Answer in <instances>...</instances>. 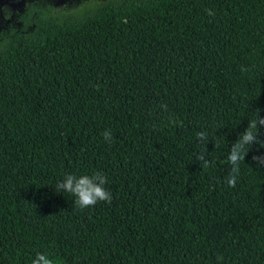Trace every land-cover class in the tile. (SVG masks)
<instances>
[{"label": "trees", "instance_id": "obj_1", "mask_svg": "<svg viewBox=\"0 0 264 264\" xmlns=\"http://www.w3.org/2000/svg\"><path fill=\"white\" fill-rule=\"evenodd\" d=\"M17 19L0 29V264H264V0ZM85 174L110 203L58 188Z\"/></svg>", "mask_w": 264, "mask_h": 264}, {"label": "clouds", "instance_id": "obj_2", "mask_svg": "<svg viewBox=\"0 0 264 264\" xmlns=\"http://www.w3.org/2000/svg\"><path fill=\"white\" fill-rule=\"evenodd\" d=\"M243 139L247 144H250L253 137L250 133H247L244 135ZM243 154L244 153L238 155L237 153H232L230 159L233 162H238L240 159H243ZM254 159L258 158L254 157ZM229 183L234 184V181H229ZM60 187L76 198V205L81 209L93 206L98 201L111 202V193L101 185L94 184L92 178L86 174L79 176L78 178L68 175L63 180V183L58 185V188ZM44 264H51V261L44 260Z\"/></svg>", "mask_w": 264, "mask_h": 264}, {"label": "rangeland", "instance_id": "obj_3", "mask_svg": "<svg viewBox=\"0 0 264 264\" xmlns=\"http://www.w3.org/2000/svg\"><path fill=\"white\" fill-rule=\"evenodd\" d=\"M50 2L58 8L66 9L80 0H0V29L18 24V14L30 3Z\"/></svg>", "mask_w": 264, "mask_h": 264}]
</instances>
